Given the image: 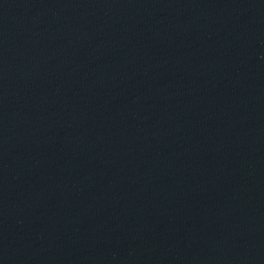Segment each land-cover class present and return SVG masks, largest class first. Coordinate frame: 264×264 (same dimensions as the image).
<instances>
[{"label":"water","instance_id":"obj_1","mask_svg":"<svg viewBox=\"0 0 264 264\" xmlns=\"http://www.w3.org/2000/svg\"><path fill=\"white\" fill-rule=\"evenodd\" d=\"M0 264H264V0H0Z\"/></svg>","mask_w":264,"mask_h":264}]
</instances>
